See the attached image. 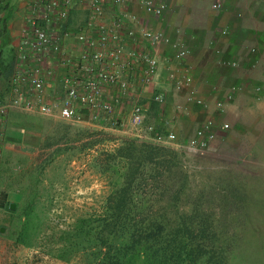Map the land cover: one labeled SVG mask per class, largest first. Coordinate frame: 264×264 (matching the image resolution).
Masks as SVG:
<instances>
[{"label": "crops", "instance_id": "0c3cea01", "mask_svg": "<svg viewBox=\"0 0 264 264\" xmlns=\"http://www.w3.org/2000/svg\"><path fill=\"white\" fill-rule=\"evenodd\" d=\"M103 1L106 17L119 13L136 17L135 21H127L124 44L128 48L136 46L139 50H148L158 59L155 83L151 87L131 88L124 94L116 88L104 91V100L117 101L112 119L127 122L130 109L139 103L145 108L146 125H158L166 133L175 135V140L169 143L173 148L186 146L197 130L211 119L218 126L227 124L228 130L217 129L205 153L264 154V0H151L165 5L159 16L147 12L140 4L143 0H124L119 5ZM47 2L0 0L2 104H6L11 96L10 81L18 67V48L24 38L27 21ZM218 2L220 9H213ZM88 15V6L83 0H72L65 22H59L54 14L49 22L45 23L43 18L40 22L58 36L66 33L62 42L73 54L77 28L88 19ZM144 30L162 33L172 41H183L188 48L187 57L177 60L174 51L167 46L161 45L157 50L151 48L146 40H142ZM7 65H13L10 73L3 68ZM141 67L138 62V72ZM170 74L176 81H183L187 75L191 82L177 90L169 78ZM137 79V76L124 77L134 84ZM60 87L58 80L46 87L51 99L61 93ZM239 87L242 90L236 92L233 99H227L231 89ZM158 94L164 95L162 102L153 100ZM189 97L202 101L205 106L189 101ZM59 125L82 127L84 123L70 124L59 118L16 109L8 112L0 146V194L7 202L11 191L19 192L15 179H10L11 166H20L34 154H51L57 146L45 149L43 145L48 133L54 134ZM90 129L100 134L109 131L120 138L126 137L122 132L111 129L110 124ZM119 141L109 140L105 146L116 147ZM7 172H10V177Z\"/></svg>", "mask_w": 264, "mask_h": 264}, {"label": "trees", "instance_id": "16d2710c", "mask_svg": "<svg viewBox=\"0 0 264 264\" xmlns=\"http://www.w3.org/2000/svg\"><path fill=\"white\" fill-rule=\"evenodd\" d=\"M3 68L10 73L13 65ZM155 127L156 134H168ZM80 129L59 125L48 133L43 148L57 147L45 154L36 173L57 169L61 156L70 163L90 154L87 167L105 183L103 196L69 228L56 230L39 201L41 180L31 170L25 174L30 180L18 176L16 187L25 198L10 215L16 247H39L64 263L79 257L82 264H248L236 254L237 248L244 249L243 239L217 232V222L200 201L203 192L197 201L185 203L189 173L184 149L128 136L103 149L98 148L100 134ZM70 142L76 146L69 147ZM8 206L0 194V211ZM45 230L49 234L41 236Z\"/></svg>", "mask_w": 264, "mask_h": 264}, {"label": "built area", "instance_id": "2783aa9c", "mask_svg": "<svg viewBox=\"0 0 264 264\" xmlns=\"http://www.w3.org/2000/svg\"><path fill=\"white\" fill-rule=\"evenodd\" d=\"M83 1L88 6L89 15L77 28L73 54L63 45L62 37L66 33L58 36L40 22L41 18L45 23L49 22L52 14L59 22H65L72 0H48L38 14L34 12V16L28 19L27 28L23 31L24 38L18 48V67L10 81V99L6 104L0 102V146L4 135L3 124L12 109L59 118L70 124L84 123L88 127L100 128L110 124L111 129L128 137L152 139L157 143L173 142L176 138L173 133L156 134L155 126L145 124V108L139 103H135L130 109L127 122L111 118L117 101L104 100V91L116 88L124 94L131 88L137 87L138 90L142 86L151 87L155 83L158 59L148 50L142 51L136 46L128 48L124 44L127 21H135L136 17L126 13L106 17L103 0ZM123 2L124 0H109V3L116 5ZM140 4L154 16H159L165 10V5L151 0L140 1ZM213 9H220V3H215ZM128 34L132 35L131 32ZM143 39L155 50L161 45L170 47L177 60H183L188 55V48L183 41L169 40L162 33L144 30ZM138 62L142 65L139 72L136 69ZM132 76L138 78L135 84L129 83V79L124 80V77ZM169 78L177 90L191 82L187 75L183 81H176L173 74ZM57 80L61 93L51 99L46 87ZM241 90L242 87L232 88L227 99H233L235 93ZM153 100L162 102L164 95L158 94ZM188 100L205 106L200 100H193L191 97ZM217 106L220 107L221 103L218 102ZM227 128V124L218 126L214 120L209 119L186 146L178 148L205 153L215 138L216 130ZM153 134L156 136L152 137Z\"/></svg>", "mask_w": 264, "mask_h": 264}, {"label": "rangeland", "instance_id": "374dc122", "mask_svg": "<svg viewBox=\"0 0 264 264\" xmlns=\"http://www.w3.org/2000/svg\"><path fill=\"white\" fill-rule=\"evenodd\" d=\"M83 126L76 128L91 132L90 127ZM95 133L100 134L99 131ZM100 135V144L104 146L99 145L98 148L110 149L113 147L105 146L109 140L120 139L119 143L123 140L114 132ZM68 146L76 145L70 142ZM89 155L82 154L79 160L70 163L63 162L65 156H61L58 164H54L58 166L57 169H46L45 174L40 175L36 172L45 154H34L20 166H11L12 172L17 175L11 174L10 177V172L6 174L11 181L18 176L22 179L23 174V178L30 180L25 174L29 170L34 172L35 177L41 180L37 185L39 201L49 217L48 221L56 226V230H66L76 216L100 200L105 192V183L88 170ZM185 162L189 173L185 203L197 201L203 192L200 201L217 222V232L242 238L244 249L237 248L236 254L243 255L248 264H264V154L248 156L186 151ZM24 198V193L11 191L8 204L16 208V204L20 206ZM9 206L0 211V229L4 228L0 232V264H82L79 257L64 263L48 256L39 247H16L10 236L15 223L14 217L10 215L15 209L11 210ZM49 232L42 231L41 236Z\"/></svg>", "mask_w": 264, "mask_h": 264}, {"label": "water", "instance_id": "95a60500", "mask_svg": "<svg viewBox=\"0 0 264 264\" xmlns=\"http://www.w3.org/2000/svg\"><path fill=\"white\" fill-rule=\"evenodd\" d=\"M9 208H10L11 210H14V209H15V205L11 204V205L9 206ZM3 231H4V228H1V229H0V232H3Z\"/></svg>", "mask_w": 264, "mask_h": 264}]
</instances>
